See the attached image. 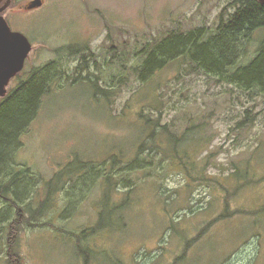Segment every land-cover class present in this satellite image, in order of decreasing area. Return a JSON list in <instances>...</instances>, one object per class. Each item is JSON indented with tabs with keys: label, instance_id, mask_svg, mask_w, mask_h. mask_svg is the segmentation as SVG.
<instances>
[{
	"label": "rangeland",
	"instance_id": "374dc122",
	"mask_svg": "<svg viewBox=\"0 0 264 264\" xmlns=\"http://www.w3.org/2000/svg\"><path fill=\"white\" fill-rule=\"evenodd\" d=\"M31 1L12 0L3 13L32 44L22 74L58 61L67 77L52 84L21 138L17 169L30 168L36 184L31 197L22 190L18 210L0 199V264H9L8 247L20 256L10 264H173L183 255L181 264H264V218L248 215L264 207V96L207 76L185 58L146 84L129 70L165 32L215 27L221 13L236 12L233 0H43L27 11ZM87 46L90 62L82 57ZM68 47L80 51L69 56ZM121 61L127 80L117 84ZM114 85L107 100L102 91ZM144 116L184 137L190 158H207L189 168H204L208 180H189L157 154L131 194L102 187L100 172L83 185L84 164L135 155L149 138ZM235 166L247 174L233 176ZM62 170L69 181L48 187ZM257 230L259 243L246 240Z\"/></svg>",
	"mask_w": 264,
	"mask_h": 264
},
{
	"label": "trees",
	"instance_id": "16d2710c",
	"mask_svg": "<svg viewBox=\"0 0 264 264\" xmlns=\"http://www.w3.org/2000/svg\"><path fill=\"white\" fill-rule=\"evenodd\" d=\"M232 4L237 7L236 12L221 13L215 27L202 26L190 31H167L159 39H153L139 53L143 61L129 70L138 74L140 83L146 84L172 61L185 58L192 67L207 76L232 84L242 91L258 92L260 96H264V37L260 39V35L264 34V4L260 0H233ZM256 41L258 46L252 58L244 64L240 63L242 57L248 55L251 43ZM82 49V57L90 62L91 58L95 57L94 52H91L88 46ZM63 50H67L69 56L77 55L80 51L74 47ZM122 62L120 64L123 74L116 78L117 84L127 80V73L124 71L126 67ZM66 77L62 64L58 61H50L44 66L34 67L30 72L17 75L16 85L0 100V199L12 204V208H17L15 210H18L21 193L28 190L31 197L33 195L30 193L31 188L36 184L30 168L20 166L17 169L15 158L21 146V138L35 120L43 98L51 93L52 84ZM115 87L116 85L110 90L102 91L107 100H110L112 92L116 90ZM143 118L149 131V138L140 145L137 144L135 155L128 158L125 155L114 154L115 156L105 160L102 165H87L85 168L84 164V172L80 175L81 179H84L83 185L90 183L89 180L94 178L92 176L100 172L104 179L101 183L102 187L116 192L124 189L127 194H131L138 186L134 182L135 177H138L137 173L152 169L151 165L157 154L168 157L175 168H180L179 172L188 174L189 180H191L190 176L194 178L198 176V181L208 180L204 168L200 167L193 172L194 174L189 168L205 163L207 158L201 160L197 157L190 158L182 149L184 137H180L169 125H162L160 119L146 116ZM161 137H165L166 142H163ZM168 151H171V154H168ZM235 168L233 176L241 178L239 174L244 169L237 166ZM69 177L66 170H62L56 174L53 181L48 182V187H52L53 182L57 183V187H61L63 182L69 181ZM75 187H79L77 183ZM86 187H90V184ZM240 188L234 187V191ZM30 212L33 214L31 209ZM259 214L264 218V207L260 211L248 213L254 215L253 219L256 220ZM32 218L36 219L37 215ZM221 218L223 216L217 220ZM171 229H174L173 224ZM251 237L257 239L259 243L263 238L262 231L257 230L246 240ZM6 255L9 264L17 263L20 258L16 252L10 250V247ZM185 257L179 256L173 264H181Z\"/></svg>",
	"mask_w": 264,
	"mask_h": 264
},
{
	"label": "water",
	"instance_id": "95a60500",
	"mask_svg": "<svg viewBox=\"0 0 264 264\" xmlns=\"http://www.w3.org/2000/svg\"><path fill=\"white\" fill-rule=\"evenodd\" d=\"M3 1L0 0V3ZM9 2L10 0L0 9V97L7 94L5 88L11 79L23 70L26 59L32 51L29 40L22 33L12 32L4 17L1 16ZM260 2L264 4V0ZM41 6L42 0H35L28 9Z\"/></svg>",
	"mask_w": 264,
	"mask_h": 264
},
{
	"label": "flooded vegetation",
	"instance_id": "af4514ba",
	"mask_svg": "<svg viewBox=\"0 0 264 264\" xmlns=\"http://www.w3.org/2000/svg\"><path fill=\"white\" fill-rule=\"evenodd\" d=\"M6 1V0H5ZM5 1H3V2H1L0 3V9L1 8H3L4 7V5H5ZM12 1V0H11ZM34 1V0H33ZM33 1H31L30 3H28L25 7H24V9H27V11H34V10H37V9H39V8H36V9H32V10H30V9H28V6H30V4L33 2ZM43 1V0H42ZM43 4H44V1H43ZM43 6V5H42ZM41 8V7H40ZM6 10V9H5ZM4 10V11H5ZM4 11L2 12V15H3V13H4ZM13 30V29H12ZM14 31V30H13ZM29 58V57H28Z\"/></svg>",
	"mask_w": 264,
	"mask_h": 264
}]
</instances>
